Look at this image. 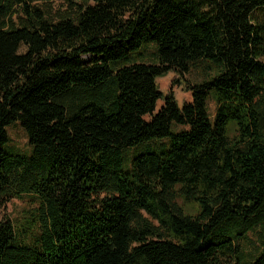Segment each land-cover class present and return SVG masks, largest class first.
I'll return each instance as SVG.
<instances>
[{
    "label": "trees",
    "instance_id": "obj_1",
    "mask_svg": "<svg viewBox=\"0 0 264 264\" xmlns=\"http://www.w3.org/2000/svg\"><path fill=\"white\" fill-rule=\"evenodd\" d=\"M0 197V264H264V0H0Z\"/></svg>",
    "mask_w": 264,
    "mask_h": 264
},
{
    "label": "rangeland",
    "instance_id": "obj_2",
    "mask_svg": "<svg viewBox=\"0 0 264 264\" xmlns=\"http://www.w3.org/2000/svg\"><path fill=\"white\" fill-rule=\"evenodd\" d=\"M84 58L88 59L89 57L85 56ZM200 80L201 77L196 72L184 75L175 71H170L166 75L158 78L157 87L159 91L162 92L163 97L159 99L156 111H159L163 106L165 102L164 96L166 95L172 94L179 105H183L185 102H190L192 100V92L189 89V86L194 85ZM209 105L210 110L213 112L215 110V104L210 101ZM8 133L10 137V146L12 148L20 150V153L30 151L27 134L20 124L15 123L9 126ZM30 208L31 206L28 204V198L0 197V220L16 219L21 223L23 217L26 216L24 212ZM252 238L255 239L254 237Z\"/></svg>",
    "mask_w": 264,
    "mask_h": 264
}]
</instances>
